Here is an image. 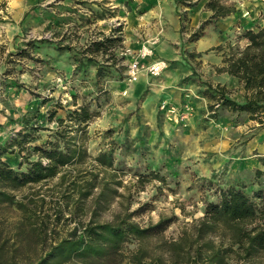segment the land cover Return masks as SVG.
<instances>
[{
	"label": "rangeland",
	"instance_id": "374dc122",
	"mask_svg": "<svg viewBox=\"0 0 264 264\" xmlns=\"http://www.w3.org/2000/svg\"><path fill=\"white\" fill-rule=\"evenodd\" d=\"M209 3L235 12L213 20ZM258 24L264 0H0V161L20 173L49 142L83 151L51 179L0 178V264H211L213 247L264 264L193 223L230 187L264 205V116L219 101L241 102L221 68ZM130 224L148 231L101 229Z\"/></svg>",
	"mask_w": 264,
	"mask_h": 264
},
{
	"label": "trees",
	"instance_id": "16d2710c",
	"mask_svg": "<svg viewBox=\"0 0 264 264\" xmlns=\"http://www.w3.org/2000/svg\"><path fill=\"white\" fill-rule=\"evenodd\" d=\"M209 8L212 11L211 19L213 20L235 12L234 8L226 9L215 3H209ZM244 38L248 41L246 46L242 49L232 48L223 59L224 65L221 68L223 72L237 78L242 84V102L226 98L222 90L219 101L227 108L249 113L253 119L258 114L264 116V25L258 24L255 29L246 30ZM82 111V113L73 112L74 121L84 122L88 119L84 108ZM58 122L62 120L59 119ZM48 145L49 149L35 148L40 152L39 157L45 158L46 163H42L41 160L28 162L24 172L18 173L7 169L6 163L0 161V178L22 184L51 179L70 164L73 157L83 152L79 147L72 151H63L55 143L49 142ZM1 153L3 152H0V155ZM193 223L198 238L213 234L217 230L228 231L230 249L233 253L241 255L243 260H255L264 252V205L257 208L254 200L240 188L234 186L223 191L219 202L208 203L204 215ZM163 224L164 220H160L155 227H161ZM101 229L114 236L119 233H128L142 237L148 231L139 229L134 224L120 230L110 225L101 226ZM224 260L219 249L213 247L207 253V261L211 264H220Z\"/></svg>",
	"mask_w": 264,
	"mask_h": 264
},
{
	"label": "crops",
	"instance_id": "0c3cea01",
	"mask_svg": "<svg viewBox=\"0 0 264 264\" xmlns=\"http://www.w3.org/2000/svg\"><path fill=\"white\" fill-rule=\"evenodd\" d=\"M180 27V24L179 22L177 21L176 22V25L175 28L176 30H178ZM177 35H178V32H177ZM247 44V43H246ZM246 46V45H245ZM240 82V81H239ZM241 84V83H240ZM240 88H241V92L243 93V87H242V84L240 85ZM242 99L243 97H241V102H242ZM252 145L256 148V152H257V155H255L254 157H251L253 159H251L249 157L250 160V163L254 164V165H257L259 164L258 162V158L259 157H264V130H262L260 133H259V136H257L255 138V141L252 142Z\"/></svg>",
	"mask_w": 264,
	"mask_h": 264
},
{
	"label": "built area",
	"instance_id": "2783aa9c",
	"mask_svg": "<svg viewBox=\"0 0 264 264\" xmlns=\"http://www.w3.org/2000/svg\"><path fill=\"white\" fill-rule=\"evenodd\" d=\"M163 62H156V63H153L149 66V70L151 73H156L160 70V68H162L163 66ZM139 73V65L137 62H133L131 65H130V76L133 78V80H136L137 79V75Z\"/></svg>",
	"mask_w": 264,
	"mask_h": 264
}]
</instances>
